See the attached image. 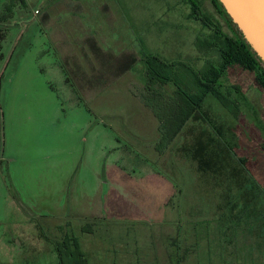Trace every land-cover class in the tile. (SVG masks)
Returning <instances> with one entry per match:
<instances>
[{
  "label": "rangeland",
  "instance_id": "rangeland-1",
  "mask_svg": "<svg viewBox=\"0 0 264 264\" xmlns=\"http://www.w3.org/2000/svg\"><path fill=\"white\" fill-rule=\"evenodd\" d=\"M25 1L0 0V264H59L66 234L91 264H264V188L240 192L236 169L220 184L195 145L201 131L220 140L264 187V92L253 76L232 68L219 81L241 116L207 97L157 148L166 112L154 97L176 88L148 84L146 59L173 65L196 93L198 73L223 66L212 35L238 34L215 0H198L196 14L189 0ZM84 36L108 53L90 37L87 54L75 42ZM55 39L76 49L63 52L72 61Z\"/></svg>",
  "mask_w": 264,
  "mask_h": 264
},
{
  "label": "trees",
  "instance_id": "trees-1",
  "mask_svg": "<svg viewBox=\"0 0 264 264\" xmlns=\"http://www.w3.org/2000/svg\"><path fill=\"white\" fill-rule=\"evenodd\" d=\"M21 2L25 4L24 0H21ZM189 2L193 6V13H199V1L189 0ZM215 2L221 7L222 12L228 17L238 34L235 37L222 36L219 32L212 35L211 38H214L215 42L212 41L210 43L209 41L207 48L210 47V44H214V48H217V51L221 55L223 66L218 70L212 63H209L207 68H204V71L198 73L196 83L199 85V89L196 93L188 92L187 88H184L173 79L171 75L174 71L173 65H167L155 56L146 59L148 65V84L164 86L168 83H173L176 88V94L172 99H167L165 95L157 93L153 101L154 107H160L166 112V116L163 117L161 123L162 137L157 147L160 152H164L176 140L185 126L192 120L195 113L201 110L207 97L220 98L226 106L230 108L235 107L236 113L240 114L237 102L234 103L227 100L228 98L223 97L218 89L220 79L230 69L238 68L252 75L257 87L264 92V63L247 43L229 15H227L223 5L218 0H215ZM202 20H204L205 26H213L210 17L204 16ZM215 26L217 27V25ZM3 40L4 37H0V60L4 57L2 49ZM197 46L199 50L201 48L205 49L206 42L198 39ZM55 250L58 255L59 264H91L76 236L65 235L63 240L55 245ZM175 261L177 264H182L178 259Z\"/></svg>",
  "mask_w": 264,
  "mask_h": 264
},
{
  "label": "crops",
  "instance_id": "crops-1",
  "mask_svg": "<svg viewBox=\"0 0 264 264\" xmlns=\"http://www.w3.org/2000/svg\"><path fill=\"white\" fill-rule=\"evenodd\" d=\"M24 2H25V4L27 3L25 0H24ZM38 13H40V12H38ZM90 37L94 38L97 41V46H99L101 48V50L104 51V49L99 45L98 37L96 38V37H93V36H89V37H85L84 36V38H82L80 41H75V42L80 43L82 45L85 44L86 49L85 50L82 49V50L85 51L87 54H90L89 51L91 50L90 48H92L93 45H92V43H90V45L87 46V44L85 42V39L90 38ZM53 41L56 42V43L58 42L56 39L53 40ZM57 45L59 46V51H60L62 57L64 59H66V60L70 59L72 61V59H71L72 58V55H70V54L65 55V54H63V52H66V51H75L76 49H73L70 44H69V48L67 46L64 47V45L62 46L61 42H58ZM196 47L198 48L197 44H196ZM104 52L106 54L108 53V51L107 52L104 51ZM99 81H102V83L103 82L104 83L106 82V84H107V81H103V80H99ZM78 82L79 83H83V81L81 80V78L78 79ZM90 91H91L90 97L92 98V95H93L92 94V91H93V89L90 88ZM187 125L185 126V128L183 129V131L181 132V134L183 132H185ZM195 145H196V147L198 149V152H199V150L201 151L200 152V155H199V160L198 161L203 165L204 169H205V166H206L205 164H207V163H210L211 162L214 165L213 168H212L213 169L212 170V174H213V176H214V178L216 180L220 181V184L221 183L223 184V180L222 179L224 178L223 176L225 174L226 175L228 174L229 176L230 175H233L234 174L233 172L236 169L235 170V173L238 175L237 177H240L241 180H243L245 182L244 187H238V189H239L240 192L241 191H245V193H247V192L249 193L251 191H259V193H261L263 191V188L264 187L262 185L259 186V187H257L258 184H254V181L253 180L254 179H257L256 176H255V174L254 173L253 174H250V172H247L246 171L247 168H245L244 166H242V163L239 162L237 159H235L233 157V155L231 154V152L226 148L225 145H222V143H221L220 140H218L216 142V144L214 142H212V144H211L207 140L206 135L204 133H202V131H201L198 134V139H196V144ZM208 147L211 148V149H209ZM207 150L212 151V153H211L212 156L211 155L210 156L209 155H206L207 154ZM226 163L232 164V166H233L232 173H230L229 171L227 172L225 166L223 167V164H226ZM235 165H239L240 169L237 170V168L235 167ZM258 174H260L261 175V178L264 180V172L263 173H258ZM258 174H256V175H258ZM228 175H227V177L229 178ZM66 235H68V234H66Z\"/></svg>",
  "mask_w": 264,
  "mask_h": 264
},
{
  "label": "water",
  "instance_id": "water-1",
  "mask_svg": "<svg viewBox=\"0 0 264 264\" xmlns=\"http://www.w3.org/2000/svg\"><path fill=\"white\" fill-rule=\"evenodd\" d=\"M264 63V0H218Z\"/></svg>",
  "mask_w": 264,
  "mask_h": 264
},
{
  "label": "flooded vegetation",
  "instance_id": "flooded-vegetation-1",
  "mask_svg": "<svg viewBox=\"0 0 264 264\" xmlns=\"http://www.w3.org/2000/svg\"><path fill=\"white\" fill-rule=\"evenodd\" d=\"M226 11V10H225ZM227 13V12H226ZM228 15V14H227ZM230 17V16H229ZM232 20V19H231ZM238 28V27H237ZM240 31V30H239ZM241 32V31H240ZM244 37V36H243ZM262 61V60H261ZM237 105H238V108H240V105H239V103H238V101H237ZM260 147L262 148V149H264V143H260ZM242 163V162H241Z\"/></svg>",
  "mask_w": 264,
  "mask_h": 264
}]
</instances>
